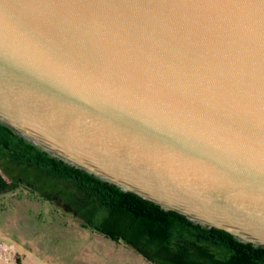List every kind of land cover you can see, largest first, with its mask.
Here are the masks:
<instances>
[{
	"label": "water",
	"instance_id": "obj_1",
	"mask_svg": "<svg viewBox=\"0 0 264 264\" xmlns=\"http://www.w3.org/2000/svg\"><path fill=\"white\" fill-rule=\"evenodd\" d=\"M0 122L264 247V0H0Z\"/></svg>",
	"mask_w": 264,
	"mask_h": 264
},
{
	"label": "trees",
	"instance_id": "obj_2",
	"mask_svg": "<svg viewBox=\"0 0 264 264\" xmlns=\"http://www.w3.org/2000/svg\"><path fill=\"white\" fill-rule=\"evenodd\" d=\"M10 164L73 183L74 200L62 202L65 210L157 264H264V247L242 242L223 228L195 223L181 212L69 165L0 122V167ZM5 172H0V195L23 182ZM91 208L102 215L101 223L83 217Z\"/></svg>",
	"mask_w": 264,
	"mask_h": 264
},
{
	"label": "rangeland",
	"instance_id": "obj_3",
	"mask_svg": "<svg viewBox=\"0 0 264 264\" xmlns=\"http://www.w3.org/2000/svg\"><path fill=\"white\" fill-rule=\"evenodd\" d=\"M5 170L23 182L0 195V264H157L65 210L73 183L12 164ZM83 213L101 223L92 208Z\"/></svg>",
	"mask_w": 264,
	"mask_h": 264
}]
</instances>
